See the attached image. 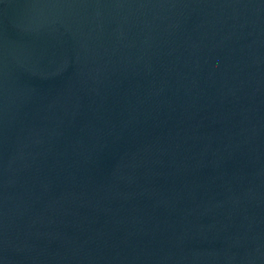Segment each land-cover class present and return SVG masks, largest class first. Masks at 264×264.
<instances>
[{"label":"water","instance_id":"1","mask_svg":"<svg viewBox=\"0 0 264 264\" xmlns=\"http://www.w3.org/2000/svg\"><path fill=\"white\" fill-rule=\"evenodd\" d=\"M0 264H264V0H0Z\"/></svg>","mask_w":264,"mask_h":264}]
</instances>
